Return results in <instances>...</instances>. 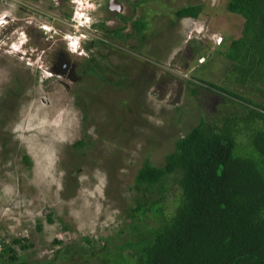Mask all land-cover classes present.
I'll use <instances>...</instances> for the list:
<instances>
[{"label": "rangeland", "instance_id": "1", "mask_svg": "<svg viewBox=\"0 0 264 264\" xmlns=\"http://www.w3.org/2000/svg\"><path fill=\"white\" fill-rule=\"evenodd\" d=\"M225 1L129 0L116 13L96 0L105 3L92 15L102 40L86 46L85 57L64 48L61 32L44 41L23 26L20 10L9 15L21 28L0 43V237L11 249L0 252V264H98L103 242L124 228L141 197L134 177L143 160L162 164L200 115L240 109L202 85L232 82L210 40L240 34L242 18ZM59 3L56 12L68 16L65 0ZM186 4H200V15L175 18ZM21 29L24 42L7 49L19 45ZM63 63L68 77L58 71ZM176 192L173 185L166 191L168 208ZM119 233L109 247L125 240Z\"/></svg>", "mask_w": 264, "mask_h": 264}, {"label": "trees", "instance_id": "2", "mask_svg": "<svg viewBox=\"0 0 264 264\" xmlns=\"http://www.w3.org/2000/svg\"><path fill=\"white\" fill-rule=\"evenodd\" d=\"M225 9L242 18L239 36L223 35L215 45L232 82L202 85L240 109L215 119L200 115L175 138L162 164L143 160L134 177L141 197L129 207L124 228L103 242L98 264H264V0H226ZM201 10L186 4L173 16L197 18ZM189 84L194 94L197 85ZM172 185L177 192L168 208ZM119 232L125 240L109 247ZM6 248L3 243L1 252Z\"/></svg>", "mask_w": 264, "mask_h": 264}, {"label": "built area", "instance_id": "3", "mask_svg": "<svg viewBox=\"0 0 264 264\" xmlns=\"http://www.w3.org/2000/svg\"><path fill=\"white\" fill-rule=\"evenodd\" d=\"M64 5L68 6L69 15L61 16L56 12L60 7L59 0H0V17H3L4 22L0 24V43L5 44L6 39H9L10 34L17 28H21V24L12 26L15 15H12L16 10H20L22 14L23 26H33L38 37L44 41L59 38L63 43L64 48L69 52L81 56L86 51V46L95 40H102L97 35V28L94 26L96 20L93 14L98 8L99 3L96 0H65ZM97 6V7H96ZM6 23L10 25L7 29L4 26ZM55 23L66 25V31H61L55 26ZM22 34V29L19 30ZM58 36V37H57ZM221 42V35H213L211 37L212 45H218ZM12 48L14 42L8 43ZM7 49H10V48ZM9 51V50H8ZM204 61V56L197 57L196 64ZM3 247V238L0 237V252Z\"/></svg>", "mask_w": 264, "mask_h": 264}, {"label": "flooded vegetation", "instance_id": "4", "mask_svg": "<svg viewBox=\"0 0 264 264\" xmlns=\"http://www.w3.org/2000/svg\"><path fill=\"white\" fill-rule=\"evenodd\" d=\"M121 2L122 3L129 2V0H105L107 11L109 10V11H113V12H116V13L121 12V6H122V4H120ZM104 4H102V2H100L98 8L96 9V11L99 10L100 7L102 5H104ZM96 11H95V13H96ZM4 26H6L7 29L10 27V25L8 23H6ZM81 56L85 57L86 55H81ZM54 70H55V68H54ZM57 70L58 69H56V71ZM70 70L71 69L68 67V63H63V64H61V68L58 71H59V73L66 72V76L68 77L69 74H70L69 73Z\"/></svg>", "mask_w": 264, "mask_h": 264}, {"label": "clouds", "instance_id": "5", "mask_svg": "<svg viewBox=\"0 0 264 264\" xmlns=\"http://www.w3.org/2000/svg\"><path fill=\"white\" fill-rule=\"evenodd\" d=\"M0 27H2V26H0ZM17 30V29H16ZM16 30L14 31V32H16ZM14 32H12V33H14ZM11 33V34H12ZM24 33V32H23ZM23 33L22 34H20L19 32H18V36H16V39L17 40H19V45L18 46H13L12 48H10L9 46H7V47H9L11 50H15V51H17L18 50V47H20L21 46V44L24 42V40H20L22 37H23ZM10 34V35H11ZM20 35V36H19ZM210 40H211V37H210ZM212 44V43H211ZM15 45V44H14Z\"/></svg>", "mask_w": 264, "mask_h": 264}, {"label": "snow or ice", "instance_id": "6", "mask_svg": "<svg viewBox=\"0 0 264 264\" xmlns=\"http://www.w3.org/2000/svg\"><path fill=\"white\" fill-rule=\"evenodd\" d=\"M4 22L3 17H0V24H2Z\"/></svg>", "mask_w": 264, "mask_h": 264}, {"label": "water", "instance_id": "7", "mask_svg": "<svg viewBox=\"0 0 264 264\" xmlns=\"http://www.w3.org/2000/svg\"><path fill=\"white\" fill-rule=\"evenodd\" d=\"M130 1H135V0H130Z\"/></svg>", "mask_w": 264, "mask_h": 264}, {"label": "crops", "instance_id": "8", "mask_svg": "<svg viewBox=\"0 0 264 264\" xmlns=\"http://www.w3.org/2000/svg\"><path fill=\"white\" fill-rule=\"evenodd\" d=\"M185 18H189V17H185Z\"/></svg>", "mask_w": 264, "mask_h": 264}]
</instances>
